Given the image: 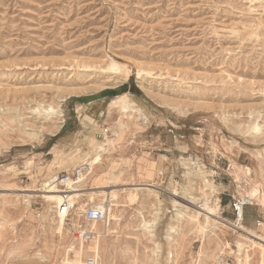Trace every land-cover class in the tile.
I'll return each instance as SVG.
<instances>
[{"label": "rangeland", "instance_id": "374dc122", "mask_svg": "<svg viewBox=\"0 0 264 264\" xmlns=\"http://www.w3.org/2000/svg\"><path fill=\"white\" fill-rule=\"evenodd\" d=\"M99 146L59 230L39 191ZM243 198L264 238V0H0V264H264ZM99 203L103 235L83 243ZM205 203L233 226L200 232Z\"/></svg>", "mask_w": 264, "mask_h": 264}, {"label": "bare ground", "instance_id": "6f19581e", "mask_svg": "<svg viewBox=\"0 0 264 264\" xmlns=\"http://www.w3.org/2000/svg\"><path fill=\"white\" fill-rule=\"evenodd\" d=\"M71 96L72 95H78V94H81V92H78V91H75V92H72L70 93ZM71 96H69L68 98H71ZM67 99V98H66ZM66 99H63V101H65ZM124 99H122V97L116 99V101H114L112 103V106H118L121 108V111L123 113H134L135 111L130 107L128 106L126 103H123ZM35 112H39V108H36L33 110V113ZM54 113V116H59L61 115L62 113H59L58 110H55L53 111ZM53 116V117H54ZM38 126V127H37ZM36 127L35 126H31V130L33 132V134H41L43 132V126H39L37 125ZM57 129L60 127V125L56 126ZM257 130H259L258 127H256ZM255 130V131H257ZM34 134V135H35ZM106 150L102 147V146H99L97 148L96 151H94L92 155H90L86 161H87V164L90 165L91 167V171H93V168L97 166V164H99V162L102 160L103 158V153L102 152H105ZM248 171V170H247ZM57 177H53L51 178L50 180H48L47 182H45L43 185H42V190H40L39 192L43 194V197L45 199H47L49 202H53L56 204V208H58V211H57V214L59 216V226L57 229L61 230L65 224V221H66V218L67 216L66 215H63L61 214L60 212V206L63 202V195H62V190L59 189V187L55 184V180H56ZM84 181H86L85 178L81 179L79 181V183H77V185L75 186H71V190H70V193H69V198H70V201L74 204H78V200L81 196H83L84 194H80L79 192L83 191L82 188H80L82 186V184L84 183ZM138 188H133V190H136V191H139V190H148L150 187H153L151 185H148V184H139V185H136ZM140 186V187H139ZM144 186H147V187H144ZM107 189V188H105ZM110 189V188H109ZM108 191H100L98 192V194H105V195H110L112 200H116L118 199V196H119V193L117 190L113 189V190H109ZM177 189V188H176ZM8 190V189H7ZM204 190V189H203ZM11 191V190H9ZM21 191L20 193H23L22 191L23 190H18V192ZM165 192V191H164ZM176 193V192H175ZM178 193V192H177ZM260 194L259 190H254L251 194H250V197L251 198H248L249 201H252L253 199L257 198L258 195ZM95 196H98L96 193H90V197L92 200H94V197ZM175 196V195H174ZM181 197V196H180ZM137 196H134L132 195L130 197V201L131 202H135L137 201ZM106 199V198H105ZM243 201L246 202V198H243ZM257 201V200H256ZM187 204V203H185ZM193 206V203L189 201V206ZM181 205H179L178 203L175 204V211L179 212L177 208H179ZM185 206V205H184ZM199 206V205H198ZM103 207V204L99 203L97 206H95V208H102ZM193 208V207H192ZM196 209V212H195V215L194 216H190V221L192 222H195L197 224H199V218L200 216L202 215V213L200 212H205L203 214L204 216V219L206 220V226H200L199 224V227H200V232H207V229L206 227L207 226H211V229L214 230L216 228H218V226H227V225H232L230 222H228L226 219H223L220 217V215L218 214V211H216V209H210L207 207L206 203L205 204H202L200 207H195ZM219 209V208H218ZM112 218V216L110 217V219ZM105 227H104V230L107 231V226L110 225L109 223V220H106L105 222ZM98 225V223H93L92 225V230L93 232H96L97 235H103L98 228H96ZM198 226V225H197ZM233 226V225H232ZM231 226V227H232ZM237 226V225H236ZM230 227V226H229ZM98 229V230H97ZM239 230H241L242 232L246 231L247 233L245 234H249L250 236H253L258 242H254L255 244H257L258 246L262 247L264 246V238H261L259 235L258 236H254V234H251L250 232H248L244 226H239L238 227ZM248 229V228H247ZM238 230V231H239ZM99 231V232H97ZM104 231V232H105ZM61 232V231H60ZM241 234V233H240ZM248 235V236H249ZM250 236H249V239H250ZM238 249L240 252H243L244 248H243V244H239L238 245ZM81 249V248H80ZM100 249H101V245H100V240L97 241L94 243V245L92 247H89V249L86 251L87 254H92V256H94L95 258H98L99 257V252H100ZM81 253H83V249L82 250H79V252H77V256H79ZM80 257V256H79ZM241 262H243L242 260H240ZM78 263V262H77ZM79 264V263H78Z\"/></svg>", "mask_w": 264, "mask_h": 264}, {"label": "built area", "instance_id": "2783aa9c", "mask_svg": "<svg viewBox=\"0 0 264 264\" xmlns=\"http://www.w3.org/2000/svg\"><path fill=\"white\" fill-rule=\"evenodd\" d=\"M91 171V167L89 164H83L78 166L70 173H62L59 174L55 180V184L62 188L63 202L60 206V212L63 215L69 217L72 212L76 209V204L72 203L69 198V193L71 190V186L77 185L81 179H83L88 173ZM248 205V202L237 201L234 205V211L236 212V222L239 225H242L244 220V209ZM109 207L103 205L102 208H95V206H88L82 212V218L84 222V227L81 226V230L78 233V239L83 243H91L95 240L96 236L93 233V230H90V225L93 223H99V221H103L107 215H109ZM264 222L257 221V227H263ZM85 264H96V261L92 258H88Z\"/></svg>", "mask_w": 264, "mask_h": 264}]
</instances>
